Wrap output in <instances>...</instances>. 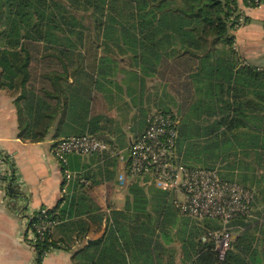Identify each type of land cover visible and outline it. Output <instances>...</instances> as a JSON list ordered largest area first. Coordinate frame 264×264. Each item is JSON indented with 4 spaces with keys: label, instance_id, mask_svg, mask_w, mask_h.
I'll list each match as a JSON object with an SVG mask.
<instances>
[{
    "label": "trees",
    "instance_id": "obj_1",
    "mask_svg": "<svg viewBox=\"0 0 264 264\" xmlns=\"http://www.w3.org/2000/svg\"><path fill=\"white\" fill-rule=\"evenodd\" d=\"M242 4L258 6L255 0H0V90L17 95L20 136L43 140L61 114L80 128L75 135L104 139L116 152L95 153L98 170L81 172L65 202L46 208V217L72 219L78 232L56 239L59 224L52 226L34 244V264L63 243L74 264H264V66L244 63L235 47L234 30L249 21L239 22ZM118 75L136 101L130 139L121 120L93 111L96 93L114 82L113 91H124ZM153 107L178 120L177 163L216 168L254 191L253 215L262 219L231 221L224 258L210 235L221 231V220L181 212L177 193L157 186L151 174L131 179L124 208L109 213L90 193L115 172L110 165L119 149L130 151L131 140L146 131ZM12 179L7 191L18 200Z\"/></svg>",
    "mask_w": 264,
    "mask_h": 264
},
{
    "label": "crops",
    "instance_id": "obj_2",
    "mask_svg": "<svg viewBox=\"0 0 264 264\" xmlns=\"http://www.w3.org/2000/svg\"><path fill=\"white\" fill-rule=\"evenodd\" d=\"M242 6V12L249 17V21L234 30L235 47L244 63H252L264 66V2L260 6ZM115 98H113V97ZM119 95L113 92L96 93L93 103V111L97 114H108L124 122L131 120L136 108L127 111L125 116L117 110ZM20 104L17 95L8 90H0V149L13 155V170L15 183H17L20 198L14 200L7 191V183L0 188V264H34L35 245L31 241L32 227L30 218L33 212L39 208H52L62 205L65 197L72 194L75 189L73 180L84 170L97 171L101 164L97 154H70L67 163L60 162L54 155V144L67 136L77 134L80 128L77 125L61 120V114L55 119V123L43 140L32 141L20 136ZM122 121V120H121ZM132 125V123H131ZM131 125L126 131L129 139L133 136ZM125 149V148H122ZM129 150L126 148L125 160L114 159L110 170L111 178L103 180L100 185L90 187V193L100 212L109 213L112 208H124L127 198L128 178L125 184H120L119 176L125 171L129 158ZM120 153V151H118ZM116 152H113L115 155ZM119 156V155H118ZM120 169L116 172V167ZM0 169H3L0 167ZM66 169L71 173L67 177ZM4 176V175H3ZM3 181L6 180V174ZM87 184V180L82 179ZM122 195H121V192ZM94 205V204H93ZM262 219L259 215H255ZM70 221V222H68ZM67 223H61L58 219L53 229V237L56 239H69L76 236L78 229L68 219ZM100 231L90 232V236H98ZM71 239V243L75 240ZM78 244V243H76ZM74 246V245H73ZM41 264H74L72 251L63 243L47 254Z\"/></svg>",
    "mask_w": 264,
    "mask_h": 264
},
{
    "label": "built area",
    "instance_id": "obj_3",
    "mask_svg": "<svg viewBox=\"0 0 264 264\" xmlns=\"http://www.w3.org/2000/svg\"><path fill=\"white\" fill-rule=\"evenodd\" d=\"M255 2L260 6L264 0ZM244 21L245 15L241 13L239 22ZM177 123V118L171 112H150L146 131L131 140L126 169L119 178L127 180L151 174L157 186L173 189L177 193L175 205L181 212L197 219L219 218L224 227L221 231L210 232V235L217 241L220 258H224L233 238L231 221L238 216H253L254 191L235 180L222 178L216 168H191L177 163L174 154L178 136ZM104 151L114 152L106 140L89 133L64 137L53 146L55 157L62 163H67L70 154L84 155ZM13 159L10 152L0 149V167L3 168L0 169V188L14 178ZM5 174L6 180L3 181L1 176ZM66 174L67 177L71 176L67 169ZM179 193L183 195L182 199L179 198ZM46 210L39 208L31 215L30 222L36 212L40 211L38 220L33 222V244L57 223V220L46 217Z\"/></svg>",
    "mask_w": 264,
    "mask_h": 264
},
{
    "label": "rangeland",
    "instance_id": "obj_4",
    "mask_svg": "<svg viewBox=\"0 0 264 264\" xmlns=\"http://www.w3.org/2000/svg\"><path fill=\"white\" fill-rule=\"evenodd\" d=\"M124 64V63H123ZM114 80L115 81H118L120 84H123V88H124V91H122L121 92V94L119 95L120 97H119V102H118V104H117V110L121 113V115H123V116H125L126 115V113H128L129 111H132L133 109H135L136 107H135V103H136V101L133 99V98H131L129 95H128V92L126 91V84H125V78L123 77V75H118V76H116V78H114ZM153 81V80H152ZM115 83V82H114ZM114 83L113 84H111V85H109V87L107 88V89H105V91H100L99 93H101V92H106L107 94H108V92L110 93V92H113L114 94H116L117 95V92L116 91H113V88H115V89H117L116 88V85H114ZM152 82H151V80L149 81V84H151ZM113 97V96H112ZM114 98V97H113ZM115 99V98H114ZM174 110H176V109H174ZM128 111V112H127ZM153 111H155V107H153V109L150 111V112H153ZM122 120V123H123V125H125L124 126V129L126 130V129H129L128 127H129V125H131V123H132V120H127L126 122H124V120L123 119H121ZM85 134V133H84ZM75 135V134H74ZM78 135H80V134H78ZM119 151H120V153H119V156L118 157H120V159H123V160H125V158H126V148L125 149H119ZM120 169V167L119 166H117L116 167V172L118 171ZM138 178H141V177H138ZM141 179H143V177L141 178ZM125 182L126 181H119V183L120 184H125ZM121 192V191H120ZM123 192V191H122ZM122 192H121V195H122ZM179 198L180 199H182L183 198V195L182 194H180L179 193ZM123 199V200H122ZM121 200L123 201V203L124 202H126V197H125V195H124V198H121ZM125 204V203H124ZM253 216H255V214L253 215ZM252 216V217H253ZM199 220H202V219H199ZM221 224H222V228L224 227L223 225V222L221 221ZM222 228H221V230H222ZM212 231H215V230H212ZM211 231V232H212Z\"/></svg>",
    "mask_w": 264,
    "mask_h": 264
}]
</instances>
